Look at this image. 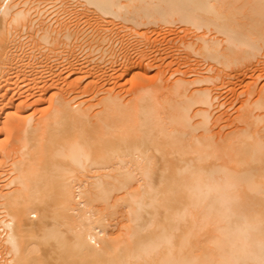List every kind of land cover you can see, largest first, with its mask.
Listing matches in <instances>:
<instances>
[{
  "label": "bare ground",
  "instance_id": "1",
  "mask_svg": "<svg viewBox=\"0 0 264 264\" xmlns=\"http://www.w3.org/2000/svg\"><path fill=\"white\" fill-rule=\"evenodd\" d=\"M261 58L264 0H0V264H264Z\"/></svg>",
  "mask_w": 264,
  "mask_h": 264
},
{
  "label": "rangeland",
  "instance_id": "2",
  "mask_svg": "<svg viewBox=\"0 0 264 264\" xmlns=\"http://www.w3.org/2000/svg\"><path fill=\"white\" fill-rule=\"evenodd\" d=\"M175 26V27H174ZM174 26H171V27H169V28H171V31H173V32H171L170 31V33L168 32V36L169 37H174L175 35H177L178 33H180V29L181 28H183V26H181V25H174ZM177 26H178V28H177ZM174 27V28H173ZM176 28V29H175ZM179 29V30H178ZM178 32H177V31ZM163 32V31H162ZM128 33V32H127ZM164 33H167V32H163V33H159V36H157L158 34H156V32H149L148 33V36L151 38V39H149V41H151L152 40V37H154L153 38V40H154V44L155 45H153V40H152V42H151V47L150 48H153L154 46L156 47H154L153 49L154 50H152V49H150L151 51H149V50H147V49H149V43L147 42V41H140L139 39H137V37H130V38H128V36H126L127 34H126V32H125V34L123 33V35L125 36L124 37V41L122 42V44H123V46H120L119 44H117L118 46H119V48H121V47H123V51L125 52V53H130L129 55H131V58H133L134 57V59L135 58H137L136 56H138V55H135L134 53H137V52H140L142 49H145L149 54H148V56L149 57H152L153 58V56H156V57H158L159 55H158V53L156 52V50L155 49H157L158 48V46L160 47H163L164 45H162V44H164L163 43V41H165V39H167L168 38V36L167 35H165ZM126 37H127V39H128V41L130 40V42H128V41H125V39H126ZM167 37V38H166ZM161 38V39H160ZM126 39V40H127ZM157 39H159L160 41H158ZM131 40H133V41H131ZM136 40V41H135ZM137 40H139V41H137ZM126 42H128V43H126ZM144 43L145 42V44H142V43ZM156 42V43H155ZM157 42L159 43V44H157ZM126 43V44H125ZM132 43V44H131ZM139 43V44H138ZM141 43V44H140ZM128 44H130V45H128ZM135 45V46H134ZM140 45V46H139ZM175 45H177V44H175ZM118 46H116L115 48L117 49L118 48ZM153 46V47H152ZM174 46V45H173ZM130 47H132V48H130ZM144 47V48H143ZM127 48V49H126ZM128 48H129V50H128ZM131 49V50H130ZM128 50V51H127ZM132 50H134V51H132ZM139 50V51H138ZM127 51V52H126ZM132 51V52H131ZM155 51V52H154ZM134 52V53H133ZM162 53V52H161ZM182 53V51L179 49L177 52H176V55H179V54H181ZM138 54V53H137ZM133 55V56H132ZM151 61V58H150V60H149V62ZM158 61H159V59H158ZM152 62V61H151ZM150 62V63H151ZM200 66H199V70L200 71H202V70H204L205 69V66H206V64H199ZM175 65H172V67H174ZM183 70L185 69V68H183V67H181ZM187 69V68H186ZM249 70L247 71L248 72V74L249 75H247V72H241L240 74H238V76H235V77H233V78H227V77H221L219 80H221V81H219V80H217V81H215L213 84H211L213 87H214V93H215V95L217 94V92H218V102L220 101V103H222V102H225V104H224V106L221 108V110L219 111V113L220 112H223V111H225V110H227V114H229V115H232L233 113L232 112H236V108L239 106V103H238V100L240 101L242 98V96H240L238 99H236L235 98V96L234 95H232V93H230L229 94V88H227L226 86H232V87H237L236 88V90L238 91V90H240V88H242L244 85H245V83L247 82V81H256L255 82V84H254V87H257V88H255V89H258L259 87H261V86H263L264 85V58H261V60H260V62L257 64L256 63V65L255 66H253V67H251V68H248ZM251 69V70H250ZM156 71V69L155 68H152V69H150L148 72H147V75L148 76H150V75H153L154 74V72ZM257 71V72H256ZM261 71H263V72H261ZM150 73V74H149ZM244 73V74H243ZM202 74H204V73H202ZM165 75L167 76L168 75V72H165ZM242 76V77H241ZM246 76H248V77H246ZM190 78H191V76H189ZM245 77V78H244ZM250 77V78H249ZM258 77H259V79H258ZM127 80H129V81H126V79ZM130 78H131V75H126L125 77H124V79L125 80H121V82H124V81H126V87L128 88L130 85H134V84H132L133 82H135V81H133L132 79H131V82H130ZM258 79V80H257ZM225 81H226V83H225ZM228 81V82H227ZM238 81H239V83H238ZM243 82H245V83H243ZM128 83V84H127ZM243 83V84H242ZM217 84H218V86H217ZM219 84H220V86H221V88L219 87ZM226 84H228V85H226ZM129 85V86H128ZM235 85V86H234ZM237 85V86H236ZM239 85H240V88H239ZM218 87V88H217ZM129 88H131V86L129 87ZM220 88V89H219ZM225 88H227L226 89V91H225ZM218 89V90H217ZM227 92V93H226ZM226 93V94H225ZM223 94H224V96H223ZM235 99H234V98ZM224 98V99H223ZM230 100H229V99ZM223 99V100H222ZM228 100V101H227ZM234 100H236V101H234ZM229 101L231 102V106H230V103H229ZM229 109V110H228Z\"/></svg>",
  "mask_w": 264,
  "mask_h": 264
}]
</instances>
